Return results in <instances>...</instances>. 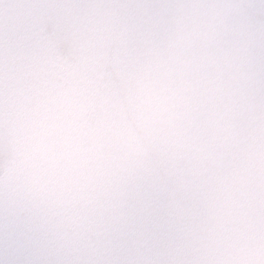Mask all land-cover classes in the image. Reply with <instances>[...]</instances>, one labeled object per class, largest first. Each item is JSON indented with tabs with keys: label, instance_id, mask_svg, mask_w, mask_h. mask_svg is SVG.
Listing matches in <instances>:
<instances>
[{
	"label": "clouds",
	"instance_id": "obj_1",
	"mask_svg": "<svg viewBox=\"0 0 264 264\" xmlns=\"http://www.w3.org/2000/svg\"><path fill=\"white\" fill-rule=\"evenodd\" d=\"M121 3L162 7H102ZM260 7L0 0V115L11 131L0 264H264V144L254 151L248 131ZM149 189L158 211L145 228L133 212ZM187 189L200 205L171 228ZM35 210L51 223H32Z\"/></svg>",
	"mask_w": 264,
	"mask_h": 264
},
{
	"label": "snow or ice",
	"instance_id": "obj_2",
	"mask_svg": "<svg viewBox=\"0 0 264 264\" xmlns=\"http://www.w3.org/2000/svg\"><path fill=\"white\" fill-rule=\"evenodd\" d=\"M102 7H115L120 9L121 11L127 10H140L143 8H157L162 7V5H143V4H115V5H103ZM261 14H264V7L257 8ZM258 56L255 61V72H254V95L253 99L257 103L258 107L256 110L257 119L250 121L248 124V131L257 137V143L253 145L254 151L260 150V145L264 144V128L260 127L261 121L264 120V32L261 33L258 45H257ZM3 82L0 81V84ZM2 105H0V110H2ZM11 136L10 126L4 116L0 115V153L6 152L10 148L9 140ZM163 166L168 167L167 161H162ZM152 180L150 178H146L144 181L145 187L150 185ZM183 194L185 199L189 205L188 208L183 210V215H176L175 213L168 216L166 218L167 224L171 228H175L178 223L184 221L188 222V213H190L194 208L200 205V200L194 194L193 189L183 190ZM135 199L138 201L133 212V219H135L138 223L142 224L145 228H150L151 223L156 216L158 209L155 207V202L158 197L154 192L149 189L147 192H140ZM7 198L5 194L0 191V240L7 239V234L10 231V226L7 223L8 219L11 216V211L6 207ZM41 215L39 210H35V216L37 219L31 221L32 223H41V224H49L51 220H40L39 216ZM92 215L96 218L97 225L102 224L104 220V215L102 212L93 211ZM24 221L17 222V230L23 231L25 229ZM178 260L181 261V264H187L186 259L178 257ZM55 264H64L63 261H56ZM163 264H169V262L165 261Z\"/></svg>",
	"mask_w": 264,
	"mask_h": 264
}]
</instances>
